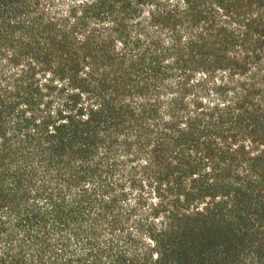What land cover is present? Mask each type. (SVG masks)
<instances>
[{"label": "trees", "instance_id": "1", "mask_svg": "<svg viewBox=\"0 0 264 264\" xmlns=\"http://www.w3.org/2000/svg\"><path fill=\"white\" fill-rule=\"evenodd\" d=\"M0 264H264V0H0Z\"/></svg>", "mask_w": 264, "mask_h": 264}]
</instances>
